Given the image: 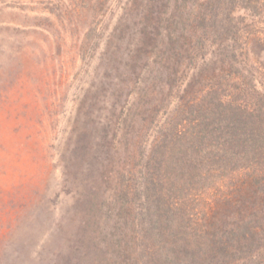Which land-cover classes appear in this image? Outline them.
<instances>
[{
    "label": "rangeland",
    "instance_id": "obj_1",
    "mask_svg": "<svg viewBox=\"0 0 264 264\" xmlns=\"http://www.w3.org/2000/svg\"><path fill=\"white\" fill-rule=\"evenodd\" d=\"M147 2L0 0V264H136L121 190L128 184L129 198L144 195L156 129L170 116L183 121L189 100L224 73L207 40L190 65L194 76L178 68L176 80L158 78L168 59L161 50L173 42L162 29L155 50L136 56ZM238 12L248 54L224 75L242 87L253 81L256 92L250 85L235 97L241 106L255 103L249 125L256 128L264 126V11ZM201 35L196 29L187 45ZM249 156L216 177L185 181L195 182L189 209L201 228L208 217L224 226L231 208L246 216L264 208V156L259 164ZM229 255L224 264H233ZM237 259L264 264V246Z\"/></svg>",
    "mask_w": 264,
    "mask_h": 264
},
{
    "label": "trees",
    "instance_id": "obj_2",
    "mask_svg": "<svg viewBox=\"0 0 264 264\" xmlns=\"http://www.w3.org/2000/svg\"><path fill=\"white\" fill-rule=\"evenodd\" d=\"M147 1L141 11L146 24L139 33L141 46L136 56H144L146 49L155 50L156 38L164 40L159 37L162 29L166 30L169 42H173L164 50L161 48V60L168 59L159 63L158 78L167 74L174 81L179 77L178 68L181 73L192 68V75H195V65H190L195 63L207 40L214 44L216 63L221 64L224 73L217 75V83L212 80L199 89V98L189 100L187 109H182L184 122H174L175 117L170 120V116L156 129L142 174L144 195L135 194L129 198L130 187L123 185L121 206L131 220L125 224L133 230L131 240L136 244L130 248L131 254L136 252V264L139 262L137 255L140 264H224L229 254L233 264H239L237 258L249 257L264 246L261 243L264 226L259 224L264 223V208L253 210L247 216L231 208L228 211L236 215L235 219L230 215V222L223 226L219 218L208 217L204 219L207 225L201 228L196 213L189 209L195 201L191 193L195 182L185 185V181L196 176L216 177L232 167L236 160L249 155L256 158L258 154L256 162L259 164L264 156V135L260 133L264 126L257 125L259 134L249 125L255 115V103L250 108L241 106L235 97L238 91L250 85L256 92L253 81L242 87L239 78L224 75L238 66V56L243 52L248 54L250 38L243 37L244 17L238 10L260 14L264 11V0ZM198 28L203 36L197 37L196 46L193 42L187 45L185 39L194 35ZM197 41H202L201 47ZM115 56H119L118 52ZM167 60H171L170 64ZM261 95L264 99V94ZM180 112L176 111L175 116ZM259 114L264 120V105L259 108ZM236 167L235 164L233 168Z\"/></svg>",
    "mask_w": 264,
    "mask_h": 264
}]
</instances>
